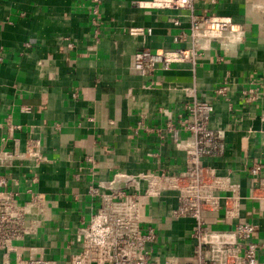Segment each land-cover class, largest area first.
Wrapping results in <instances>:
<instances>
[{
    "label": "crops",
    "instance_id": "0c3cea01",
    "mask_svg": "<svg viewBox=\"0 0 264 264\" xmlns=\"http://www.w3.org/2000/svg\"><path fill=\"white\" fill-rule=\"evenodd\" d=\"M133 1H103L96 41L89 0H0V139L8 135L9 117L20 125L13 133L20 149L36 139L45 156L36 168L23 165L7 171L19 180L15 188L22 191L30 185L49 204V218L37 235L16 243L24 256L68 263L77 250L70 237L96 206L84 194L92 179L106 180L118 171L181 170L184 153L169 133L161 138L156 132H135V126L144 117L147 125L164 127L166 116L158 108L176 117L192 91L198 99L213 102L210 125L223 131L225 143L222 156L204 158L203 164L229 176L243 196L251 185L245 167L259 161L264 168V0L196 2L195 12L241 24L242 40L228 46L213 41L194 66L184 61L168 69L158 66L151 78L132 70V54L140 48L180 47L172 36L179 27L188 29V16L185 10L141 7ZM174 17L179 27L172 23ZM133 25L152 32L130 35L126 29ZM222 83L227 84L231 111L213 92ZM248 88L257 89L252 101L241 93ZM4 145L11 149L13 139ZM87 156L93 158L92 165L84 161ZM78 168L80 179L75 181ZM34 175L37 180L30 183ZM76 193L80 198H74ZM175 205L174 195L164 193L145 210L156 229L154 255L160 260L167 255L187 260L192 252L188 233L193 220L171 219ZM205 217L213 227H225L221 212ZM241 217L259 225L253 238L264 244V217L257 202L243 199ZM259 259H264V247Z\"/></svg>",
    "mask_w": 264,
    "mask_h": 264
},
{
    "label": "built area",
    "instance_id": "2783aa9c",
    "mask_svg": "<svg viewBox=\"0 0 264 264\" xmlns=\"http://www.w3.org/2000/svg\"><path fill=\"white\" fill-rule=\"evenodd\" d=\"M103 1L89 0V21L96 41L100 35ZM204 1L134 0L141 7L185 10L189 26L187 30L180 28L179 18H172V23L179 27L172 40L180 47L161 51L137 49L132 54V70L151 78L158 66L168 69L171 63L183 61L194 66L213 41L221 46L240 42L244 28L231 17L195 12V3ZM126 30L133 36H146L152 32L150 27L135 25ZM185 44L188 46L183 47ZM67 47H72V42H68ZM227 90V84L222 83L213 92L228 102L227 109L231 111ZM241 93L246 96V101H252L257 89H242ZM189 95L191 99L184 102L183 111L176 117L171 111L158 108L166 116L164 127H151L145 123L144 117H140L135 126V132H156L161 138L169 133L175 147L184 153V167L172 173L165 170L118 171L106 180L92 179L84 194L91 203L96 202V206L86 218L81 219L70 237V244L77 246V250L70 253L67 264H264V259H259L264 244L253 238L259 225L241 217L243 199L257 202L264 217L263 165L256 161L245 167L251 185L244 196L234 187L229 176L220 175L213 167L204 165V158L223 155V131L210 125L213 102L198 99L193 91ZM5 125L8 135L0 139V264H57L42 256H24L16 244L37 235L43 222L49 218V204L45 195L33 191L30 185L26 184L22 191L15 188L19 180L7 171L23 165L29 169L36 168L45 156L36 139L26 141L24 149H20L13 136L20 125L12 123L9 117ZM8 139H13L11 149L4 145ZM84 161L93 164L91 156L85 157ZM80 174L81 168H78L73 179L78 181ZM36 180L34 175L30 183ZM164 193L173 194L176 199V205L169 213L171 219L193 220L188 233L192 252L187 260L174 255L160 260L154 255L157 233L145 210L152 199H158ZM74 198H80V194H74ZM220 212L225 225L222 229L213 227L205 217V213Z\"/></svg>",
    "mask_w": 264,
    "mask_h": 264
}]
</instances>
